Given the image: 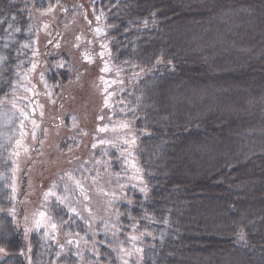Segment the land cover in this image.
<instances>
[{
	"label": "trees",
	"instance_id": "obj_1",
	"mask_svg": "<svg viewBox=\"0 0 264 264\" xmlns=\"http://www.w3.org/2000/svg\"><path fill=\"white\" fill-rule=\"evenodd\" d=\"M130 6L119 23L133 21L141 42L149 41L140 50L147 59L126 69L111 65L110 46L98 55V39L91 63L81 59L85 45L78 58L69 56L65 24L58 23L73 15L69 5L64 16L41 17L52 29L37 35L34 66L58 82L70 73L41 124L57 129L58 145H66L31 180L37 185L80 165L75 172L91 190L83 220L93 241L81 250L91 253L88 264H146L154 245L157 264H264V0H132ZM79 18L99 29L87 15ZM155 72L162 81H153L146 110L130 113L120 98L130 80L148 83ZM29 79L41 98L35 72ZM171 87L186 103L171 104ZM97 140L103 142L96 146ZM183 149L195 167L178 158ZM75 200L84 206V193ZM162 231L168 240L159 246Z\"/></svg>",
	"mask_w": 264,
	"mask_h": 264
},
{
	"label": "rangeland",
	"instance_id": "obj_2",
	"mask_svg": "<svg viewBox=\"0 0 264 264\" xmlns=\"http://www.w3.org/2000/svg\"><path fill=\"white\" fill-rule=\"evenodd\" d=\"M131 1L78 0L70 4L67 0H0V264H88L92 260L90 252H82L93 238L84 228L87 222L83 217L88 218L89 206L86 202L91 190L85 188L81 172H77L79 175L75 172L80 165L60 173L54 172L52 178L44 177L37 185L31 180L39 178L44 168L49 167V155L56 150L59 152L66 145V142L58 145L60 133L57 134V129L50 126L44 128L41 123L48 106H53L59 98L60 89L57 91V88L63 87L61 82L66 83L70 74L66 71V76L58 82L47 71L40 72L34 66L32 57L38 33L45 34L47 29H52V24L41 17L60 12L64 16L65 6L69 5V10L74 12L68 16L70 23L66 20L67 16L58 21L66 25L64 48L69 51V56L78 58V50L85 45L87 55L84 57L81 53V59L91 63L95 54L90 47L94 49L98 39V55L109 52L110 46L115 57L111 65L132 68L142 56L147 59L144 56L146 52L140 50L148 47L149 37L141 42L145 37L132 30L135 28L133 21L123 25L119 23L117 16L131 8ZM82 15L83 20L87 15L89 20L97 21L99 29L81 22L79 17ZM53 32L56 34L55 30ZM142 63H148V60ZM61 66L66 68L67 59L63 58ZM34 72L43 99L36 96L37 88L30 82L29 77ZM158 76L159 72L152 74L148 83L145 79H131L135 83L120 97L125 109L133 113L132 110L142 107L144 112L148 106V91ZM161 81L156 79L153 85ZM170 90L172 96L169 94L168 99L171 104L178 100L186 103L185 94L177 93L173 87ZM123 96H126L125 99ZM152 98H155L154 95ZM153 107L159 109L157 104ZM68 118L65 123L71 128L75 123L74 117ZM117 122L118 119L113 118L110 123L115 127ZM78 141L75 139L73 143ZM100 142L103 141L97 140L96 146ZM166 142L170 140L163 142L161 152ZM190 152L183 149L178 158H185L188 167L193 168L196 165L192 163ZM156 154L151 156L160 159L162 153L158 157ZM191 176L202 178L199 174ZM83 193L85 205H75V199ZM161 233L159 246L168 240V236L163 231ZM59 237L62 238L61 244L57 242ZM102 240L99 243L105 244ZM155 246L150 249L146 264L158 263L161 256ZM64 252L67 253L62 255Z\"/></svg>",
	"mask_w": 264,
	"mask_h": 264
},
{
	"label": "snow or ice",
	"instance_id": "obj_3",
	"mask_svg": "<svg viewBox=\"0 0 264 264\" xmlns=\"http://www.w3.org/2000/svg\"><path fill=\"white\" fill-rule=\"evenodd\" d=\"M53 227H55V226H53Z\"/></svg>",
	"mask_w": 264,
	"mask_h": 264
}]
</instances>
